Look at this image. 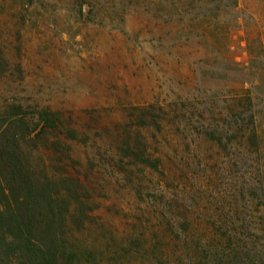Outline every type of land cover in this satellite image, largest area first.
<instances>
[{"label": "rangeland", "instance_id": "obj_1", "mask_svg": "<svg viewBox=\"0 0 264 264\" xmlns=\"http://www.w3.org/2000/svg\"><path fill=\"white\" fill-rule=\"evenodd\" d=\"M0 52V112L61 117L32 161L81 184L91 264H264V0H0Z\"/></svg>", "mask_w": 264, "mask_h": 264}, {"label": "trees", "instance_id": "obj_2", "mask_svg": "<svg viewBox=\"0 0 264 264\" xmlns=\"http://www.w3.org/2000/svg\"><path fill=\"white\" fill-rule=\"evenodd\" d=\"M4 64L0 52L1 72L6 71L1 66ZM149 108L154 107L136 109L141 111L144 125H158L148 118L146 110ZM161 120V124L164 123V119ZM61 123L59 113L46 109L27 112L12 104L0 112V264H91L97 261L93 249L73 243L75 233L83 231L91 217L90 203L80 192L81 184L70 173H65L63 167L47 172V167L40 169L32 161L33 154L40 152L39 139L45 136L46 129H58ZM65 136L79 139V134L71 127L66 128ZM50 147L71 160L69 146L61 141L50 142ZM129 155L150 169L160 171L158 159L151 160L132 152Z\"/></svg>", "mask_w": 264, "mask_h": 264}]
</instances>
